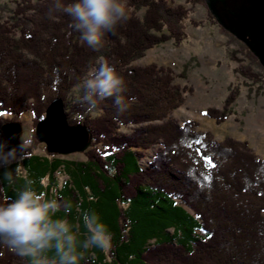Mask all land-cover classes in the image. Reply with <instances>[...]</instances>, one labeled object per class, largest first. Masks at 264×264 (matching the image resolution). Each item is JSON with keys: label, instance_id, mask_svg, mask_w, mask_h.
<instances>
[{"label": "trees", "instance_id": "obj_1", "mask_svg": "<svg viewBox=\"0 0 264 264\" xmlns=\"http://www.w3.org/2000/svg\"><path fill=\"white\" fill-rule=\"evenodd\" d=\"M21 1L14 22L0 24V127L28 110L37 124L61 98L69 123L85 124L92 144L84 161L29 148L16 183H0V204L31 182L47 199L72 205L57 216L67 219L78 240L87 236L80 213L96 214L111 245L80 251V264H264V159L247 142L214 141L196 121L178 126L170 114L186 91L175 84L174 71L134 64L152 47L184 41L188 9L170 0H123L127 20L93 50L70 27L71 18L54 8L56 0ZM100 60L125 83L123 113L111 98L93 110L70 104V92ZM237 94L207 115L228 119ZM131 125V132H120ZM155 146L142 167L144 151ZM0 264L30 261L0 245Z\"/></svg>", "mask_w": 264, "mask_h": 264}, {"label": "rangeland", "instance_id": "obj_2", "mask_svg": "<svg viewBox=\"0 0 264 264\" xmlns=\"http://www.w3.org/2000/svg\"><path fill=\"white\" fill-rule=\"evenodd\" d=\"M34 3L36 0H33ZM251 0H227L233 22L241 23V7ZM172 6L183 5L188 9L184 20L186 38L180 44L172 41L152 47L135 61L136 66L156 64L170 67L174 71L175 84L184 88L183 104L171 112L170 118L180 127L188 121H196L198 130L211 132L214 141L222 142L227 137L239 142H247L252 152L260 160L264 159V62L254 52L250 36L240 38L232 25L226 27L213 11L214 0H170ZM223 4V2H222ZM25 4L21 0H0V24L14 22L15 11ZM258 10L264 12V5ZM144 10L139 12L142 16ZM104 61L100 60L99 64ZM238 92L230 105L228 119L218 122L207 115L209 109L222 111L227 98ZM78 93L74 88L69 94L71 105L77 102ZM45 116V115H44ZM11 118L10 115L6 116ZM22 131L32 139L30 149L40 156H47L45 143L39 142L35 132L34 114L28 110L19 121ZM12 122V123H13ZM7 124V123H5ZM4 124V125H5ZM136 125L121 128V133L131 132ZM4 137L7 135L0 127ZM91 147V146H90ZM87 149V151L90 149ZM156 146L144 151L140 159L146 168L156 152ZM85 152L58 155L68 160L84 161ZM62 180L66 176L60 174Z\"/></svg>", "mask_w": 264, "mask_h": 264}, {"label": "clouds", "instance_id": "obj_3", "mask_svg": "<svg viewBox=\"0 0 264 264\" xmlns=\"http://www.w3.org/2000/svg\"><path fill=\"white\" fill-rule=\"evenodd\" d=\"M54 8L71 18L70 27L93 50L99 49L105 35L114 33L128 18L123 0H71L66 5L56 0ZM75 88L77 102L88 110L108 98L118 114L128 108L123 95L125 83L108 64L102 63L89 71ZM16 139L19 143L13 144ZM31 144L32 139L23 131L7 138L0 132V183L6 181L9 186L16 183L15 174ZM71 207L68 202L47 199L45 193L37 192L31 182H26L0 204V245L30 264H80V251L109 248L112 240L109 229L96 214L87 211L80 213L87 236L77 239L67 219L57 216L62 208L69 213Z\"/></svg>", "mask_w": 264, "mask_h": 264}, {"label": "water", "instance_id": "obj_4", "mask_svg": "<svg viewBox=\"0 0 264 264\" xmlns=\"http://www.w3.org/2000/svg\"><path fill=\"white\" fill-rule=\"evenodd\" d=\"M223 2V4H222ZM264 5V0H251L241 7L243 20L240 23L233 22L227 0H214L213 11L220 17L226 27L232 25L239 37L250 36V48L256 52L264 62V12L258 10ZM45 116L38 122L35 135L39 142L45 143L47 151L51 154L69 155L75 152H85L92 144L91 130L83 123L70 124L61 98H55L45 111ZM7 137L19 134L22 131L20 122H9L3 126ZM13 144L19 140H13Z\"/></svg>", "mask_w": 264, "mask_h": 264}]
</instances>
